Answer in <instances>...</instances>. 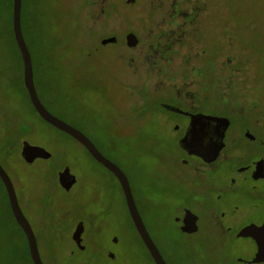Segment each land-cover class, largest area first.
<instances>
[{
  "label": "rangeland",
  "instance_id": "374dc122",
  "mask_svg": "<svg viewBox=\"0 0 264 264\" xmlns=\"http://www.w3.org/2000/svg\"><path fill=\"white\" fill-rule=\"evenodd\" d=\"M86 2L22 0V31L38 94L53 114L85 132L123 165L145 216L152 223H164L173 214L164 205L167 186H174V196L182 201L191 193L186 181L170 179L166 172L177 151V135L160 123L157 112L163 110L144 108L137 113L126 109L122 100L127 84L122 81L129 75L124 47L100 43L107 31L99 22L86 20L90 8ZM211 2L217 14L223 15L218 20L228 13L222 34L229 40L237 38L238 46L252 60L254 82L264 105V0ZM91 8L95 18L97 6ZM11 21L10 0H0V162L36 232L44 264H83L85 260L88 264H153L131 226L113 175L80 142L44 121L32 108L22 85V60ZM219 37L208 40V47L203 48L206 53L217 47ZM25 141L50 151L51 157L26 162L21 155ZM65 165L76 176L68 190L58 181ZM10 210L0 179V264H32L25 237ZM79 219L87 230L83 251L75 249L71 239ZM163 238L174 264H235L229 259L221 261L226 250L237 255L252 247L241 238L226 246L216 239L205 243L203 234L189 238L173 229ZM191 239L193 248L187 246Z\"/></svg>",
  "mask_w": 264,
  "mask_h": 264
},
{
  "label": "flooded vegetation",
  "instance_id": "af4514ba",
  "mask_svg": "<svg viewBox=\"0 0 264 264\" xmlns=\"http://www.w3.org/2000/svg\"><path fill=\"white\" fill-rule=\"evenodd\" d=\"M87 1L86 20L99 22L107 31L100 43L124 47L129 75L122 81L127 84L122 100L126 109L137 113L144 108L163 110L157 112L160 123L177 135V151L166 172L170 179L186 181L191 193L182 201L174 196V186H167L164 205L173 214L160 224L145 216L123 165L82 131L128 177L140 216L166 263L174 264L161 240L173 229L189 238L203 234L205 243L216 239L224 246L234 238L246 239L252 246L249 251L235 255L227 249L221 261L264 264V105L254 82L252 60L238 46L237 38L229 40L222 34L228 13L218 20L223 15L217 14L212 0ZM125 4L134 7L126 9ZM91 5L97 6L95 18ZM212 36H220V42L206 53L203 48ZM110 37L115 39L103 42ZM21 75L23 79V64ZM107 170L119 185L136 236L156 264L129 214L118 178ZM245 227H252L254 235H241ZM86 232L85 222L77 220L71 232L75 249L87 248ZM257 240L263 256L259 260H255ZM187 246L193 248L194 240Z\"/></svg>",
  "mask_w": 264,
  "mask_h": 264
},
{
  "label": "water",
  "instance_id": "95a60500",
  "mask_svg": "<svg viewBox=\"0 0 264 264\" xmlns=\"http://www.w3.org/2000/svg\"><path fill=\"white\" fill-rule=\"evenodd\" d=\"M21 11H22V0H12V30H13L15 42L17 44L22 59L23 84L27 90L32 106L44 121L58 128L59 130L65 132L66 134H68L69 136L73 137L78 142H80L84 147H86V149L89 151V153L92 155V157L95 160H97L100 164H102L104 167L109 169L118 178L123 190V194L129 210V214L142 240L144 241L145 245L150 251L155 263L167 264L163 256L161 255L159 249L152 240L151 236L149 235L146 226L140 216L126 174L116 163H114L112 160H110L105 155H103V153L97 148V146L91 141V139L86 134H84L77 127L73 126L72 124L66 122L65 120L53 114L40 99L34 80L32 56L22 31ZM114 39L115 37H110L108 39L103 40V42L113 41ZM21 155L26 162L31 163L36 158L51 157V152L39 145H33L25 141L22 143ZM0 179L2 180V183L6 189L9 206L13 218L15 219L17 224L23 229L26 235L29 255L32 263L43 264L34 231L20 206L13 181L1 163H0ZM58 180L60 185L64 189L68 190L76 182V176L74 175V173L71 172L69 166H65L61 171L58 172ZM78 233L79 230L77 229L75 234ZM240 234L254 235L252 227H245L244 229L241 230ZM257 241L259 244V251L256 254L255 260H259L263 257L262 248L260 246L259 240Z\"/></svg>",
  "mask_w": 264,
  "mask_h": 264
},
{
  "label": "trees",
  "instance_id": "16d2710c",
  "mask_svg": "<svg viewBox=\"0 0 264 264\" xmlns=\"http://www.w3.org/2000/svg\"><path fill=\"white\" fill-rule=\"evenodd\" d=\"M10 4H11V10H12V0H10ZM11 24H12V21H11ZM14 36V35H13ZM26 40V39H25ZM14 42H15V39H14ZM27 42V41H26ZM15 44H16V42H15ZM16 46H17V44H16ZM18 48V47H17ZM19 50V49H18ZM19 54H20V52H19ZM22 85H23V87H24V84H23V81H22ZM24 89H25V92H26V95H27V98H28V100H29V102H30V99H29V96H28V93H27V90H26V88L24 87ZM30 104H31V102H30ZM31 106H32V104H31ZM32 108L34 109V107L32 106ZM35 110V109H34ZM11 211V210H10ZM11 215H12V212H11ZM12 217H13V215H12ZM26 246H27V244H26ZM29 254V253H28ZM29 258H30V255H29ZM30 261H31V258H30ZM31 263H32V261H31ZM33 264V263H32Z\"/></svg>",
  "mask_w": 264,
  "mask_h": 264
}]
</instances>
